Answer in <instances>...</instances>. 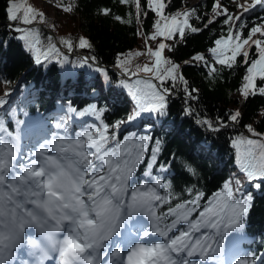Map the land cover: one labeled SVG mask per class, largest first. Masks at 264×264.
<instances>
[{
    "label": "snow or ice",
    "instance_id": "snow-or-ice-1",
    "mask_svg": "<svg viewBox=\"0 0 264 264\" xmlns=\"http://www.w3.org/2000/svg\"><path fill=\"white\" fill-rule=\"evenodd\" d=\"M118 2L134 9L135 22L141 25L136 35L143 36L146 47L145 52L130 51L117 57L116 67L124 77L117 87L127 90L133 105L126 119L106 122L111 111L107 104L91 102L79 109L70 102L61 103L62 114L54 117L56 131L51 138L41 137L35 150L27 151L22 150L19 136L6 132L0 119V264H46L52 253L56 264H264V255L232 260L225 252V241L231 233L244 230L254 206V192L248 187L264 191V133L251 124L244 126L250 136L236 131L242 117L239 110L226 113L227 119L196 114L189 102L199 99V90L190 88L181 65L164 54L165 49L175 50V43L166 41H174L177 34L184 41L188 33L202 32L218 22L222 34L208 49L212 60L197 53L184 64L207 69V76L213 79L223 68L246 66L238 91L245 100L264 96V16L254 21L246 18L257 8L264 11V0H213L212 14L202 27L192 23L204 19L199 5L166 12L172 0ZM7 4L9 34L22 42L35 65L44 68L53 60L61 66L70 63L51 36L45 43L40 30L30 27L37 21L45 23L44 12L26 0H7ZM54 6L71 13L78 4L76 0H57ZM111 11L102 8L99 14L108 16ZM149 12L155 19L153 31L146 34L142 25ZM125 17L113 18L133 23L131 11ZM158 38L153 48L148 42ZM7 43L0 40V47ZM58 43L68 52L92 48L85 37L78 42L71 36L61 37ZM253 48L255 58L250 55ZM143 55L150 63L136 64L133 71L132 59ZM96 60L95 55L86 56L73 66L91 67ZM96 71L110 86L109 73L99 67ZM141 72L150 75L140 77ZM64 79L65 87L69 79L74 85L77 82L76 74L67 71ZM258 80L262 82L259 86ZM178 86L186 105L182 115H197L194 122L210 133L222 129L236 133L229 142L237 172L210 197L193 184L183 189L188 198L175 202L179 194L174 191L172 165L180 158L173 152L167 162H159L167 132L174 129L162 128L161 136H154L152 130L155 122L169 115L170 100ZM86 88L95 101L97 89L92 78ZM5 103L0 98V107ZM24 123L17 120L18 125ZM72 124L77 130H70ZM129 127L144 130L127 131L120 139L122 128ZM203 147L211 149L207 142ZM145 161L140 182L136 171ZM181 164L191 176H199L190 163L181 160ZM27 229H35L40 238L28 234ZM22 249L31 259L18 258Z\"/></svg>",
    "mask_w": 264,
    "mask_h": 264
},
{
    "label": "trees",
    "instance_id": "trees-1",
    "mask_svg": "<svg viewBox=\"0 0 264 264\" xmlns=\"http://www.w3.org/2000/svg\"><path fill=\"white\" fill-rule=\"evenodd\" d=\"M43 1L44 6L39 0L27 2L44 12L46 18L45 23L37 21L30 27L40 30L41 38L45 43L48 36L53 38V42L57 43L61 52L69 57L70 63L67 65L61 66L55 60L44 68L35 65L33 56L24 50L22 42L11 38L7 27L10 22L5 11L8 6L7 0H0V40L8 42L6 47H0V98L6 101L5 105L0 107V119L4 121L7 133L19 136L24 151L35 150L41 137L51 138V133L56 131L54 117L62 114L61 103L70 102L79 109H83L91 102H97L98 106L107 104L111 111L106 114V122L112 124L118 119H126L133 105L127 90L117 87V81L124 78L116 67L117 57L130 51H146L143 36L136 35L137 28L141 25L135 22L134 9L121 5L118 0H76L78 6L71 13L54 6L57 0ZM64 2L68 3L69 0ZM222 2L226 3L227 0ZM198 5L200 6L198 12L204 19L201 21L193 19L192 23L194 26L202 27L212 14L213 0H196L194 3L190 0H172V5L166 9V12L183 11ZM102 8L111 9V14L108 16L99 14ZM47 10L52 13L51 19ZM230 10L236 9L230 7ZM129 11L133 18L131 24L117 22L113 18L120 15L127 19L125 13ZM257 16H264V11L257 8L254 14L249 13L246 18L254 21ZM154 19L155 16L151 12L146 19H143L142 27L146 34L153 31ZM52 24H55L54 28L49 27ZM221 34V25L218 22L212 23L202 32L188 33L184 41H180L177 34L174 41H166V43H175V50L169 52L165 49L164 54L181 65L180 70L189 81L190 88L199 90V99L189 102L196 114L213 120L217 115L227 119L226 113L239 110L242 117L236 131L250 136L244 126L251 124L257 132L264 133V96L256 95L245 100L238 91L246 66L234 69L223 68L220 76L213 79L207 76V69L194 63L184 64V61H190L197 53L204 54L211 61L208 49L214 46V40ZM68 36H71L74 42H78L80 37L88 38L92 48H75L74 51L68 52L58 43L61 37ZM159 40L160 38L148 43L155 48ZM90 55L97 57L94 63L90 62L91 67L73 66V63ZM250 55L255 58L254 48ZM144 63H150L147 55L134 57L132 70L135 71L136 64ZM96 67L103 68L109 73L110 86L105 83L103 75L96 71ZM65 71L76 74L75 85L69 79L67 87L64 86ZM139 75L141 77L150 74L141 72ZM90 78L97 89L95 101L86 88ZM261 83L257 81L258 86ZM5 91H8L7 96ZM185 106L183 93L178 86L176 94L170 100L169 115L155 122L152 130L154 136H161L164 135L162 128L174 129L167 132L166 146L159 157V162H167L173 152L180 158L172 165L174 191L179 194V199L175 202L187 199L183 189L193 184L206 193V198L210 197L220 189L229 175L237 170L234 164V149L229 142V137L236 133L232 129H222L218 133L208 132L194 122L198 118L197 115L191 117L182 115ZM17 120H23L25 123L18 125ZM70 130H77V125L72 124ZM134 130L144 129L143 127L122 128L119 138L123 139L127 131ZM205 142L210 143V150L203 147ZM181 160L190 163L199 172V176H191L183 168ZM145 167L146 161L137 168L136 176L140 182L143 181L142 174ZM247 190L254 192V206L247 217L245 228L242 232L231 233L225 241L226 258L232 260L243 258L245 255L248 258L253 254L264 255V191L251 187Z\"/></svg>",
    "mask_w": 264,
    "mask_h": 264
},
{
    "label": "rangeland",
    "instance_id": "rangeland-1",
    "mask_svg": "<svg viewBox=\"0 0 264 264\" xmlns=\"http://www.w3.org/2000/svg\"><path fill=\"white\" fill-rule=\"evenodd\" d=\"M39 1H40L41 4H43V6H44L45 2H44L43 0H39ZM195 1H196V0H190L191 3H194ZM47 14H48L49 19H51V17H52V13H51L50 10H47ZM0 112H1V110H0ZM138 219H140V218L138 217Z\"/></svg>",
    "mask_w": 264,
    "mask_h": 264
},
{
    "label": "water",
    "instance_id": "water-1",
    "mask_svg": "<svg viewBox=\"0 0 264 264\" xmlns=\"http://www.w3.org/2000/svg\"><path fill=\"white\" fill-rule=\"evenodd\" d=\"M142 77H145V76H142Z\"/></svg>",
    "mask_w": 264,
    "mask_h": 264
}]
</instances>
